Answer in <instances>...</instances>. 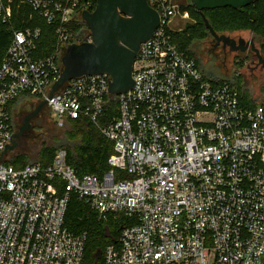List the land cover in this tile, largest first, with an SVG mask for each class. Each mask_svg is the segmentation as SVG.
<instances>
[{
	"label": "built area",
	"instance_id": "obj_1",
	"mask_svg": "<svg viewBox=\"0 0 264 264\" xmlns=\"http://www.w3.org/2000/svg\"><path fill=\"white\" fill-rule=\"evenodd\" d=\"M147 3L159 25L140 45L131 90L111 96L107 76H84L49 98L96 2L0 0L2 25L28 11L0 60V157L14 134L10 105L23 97L47 101L57 126L90 121L113 146L99 176L77 175L62 149L46 165L0 160V264H81L85 235L64 223L72 196L101 220L128 221L101 264L264 263V102L250 106L230 79L207 76L178 48L169 25L189 18L190 0ZM42 25L55 42L43 57ZM234 64L240 77L246 61Z\"/></svg>",
	"mask_w": 264,
	"mask_h": 264
},
{
	"label": "trees",
	"instance_id": "obj_2",
	"mask_svg": "<svg viewBox=\"0 0 264 264\" xmlns=\"http://www.w3.org/2000/svg\"><path fill=\"white\" fill-rule=\"evenodd\" d=\"M185 9L188 11L189 18L192 21L179 33H174L173 40L180 50L187 53H189L188 49L194 42L206 39L210 36L204 26L202 16L205 17L212 30L218 35L224 34L225 32L231 33L246 30L264 39V0H257L248 7L242 9L226 7L203 11L201 13L190 5ZM27 13L28 11L26 10L22 13L14 14L12 24L9 26L0 24V60L10 41L12 29L21 26L20 18ZM41 27L42 38L38 46V56L43 57L48 56L52 52L55 42L51 35V29L45 25ZM74 33H76V41H79L77 43L83 42L89 36V31L83 22L78 23ZM189 54L198 61L193 54ZM234 60L236 61L238 58L235 56ZM242 61H245L244 58ZM200 68L202 70L201 66ZM237 80L235 82L238 84ZM241 97L247 104H250V106L253 105L251 102H255L250 100L249 96V98H246V95H241ZM19 100H21V98L11 103L10 111ZM113 114L114 106L113 103L110 102L105 115L100 118V123L104 124L107 118L111 117ZM67 125L70 127L67 131V137L72 139L73 142L69 144H60L58 146H64L68 165H70L79 176H99L106 172L108 170L107 160L113 153L112 143L101 134L94 124L86 119L80 118L74 121H67ZM42 146L43 147L38 151L33 161H30L27 154L23 153L16 155L10 160V163L22 164V166L37 162L44 165L49 164L58 148L46 144ZM64 223L66 228L72 233L85 235V246L81 264H101L105 248L116 243L121 229L128 224V221L122 216H119L115 220H101L94 210L72 196L67 205ZM106 229L108 231V237L105 236ZM98 254L99 257L97 258Z\"/></svg>",
	"mask_w": 264,
	"mask_h": 264
},
{
	"label": "water",
	"instance_id": "obj_3",
	"mask_svg": "<svg viewBox=\"0 0 264 264\" xmlns=\"http://www.w3.org/2000/svg\"><path fill=\"white\" fill-rule=\"evenodd\" d=\"M257 0H190V6L198 12L232 8L242 9ZM92 12L84 11L81 20L86 25L90 41L69 45L62 58V71L52 86L49 98L70 80L84 76H101L109 78L108 93L118 96L133 87L132 69L141 43L147 41L159 25V15L151 8L147 0H95ZM204 26L215 42L228 48L229 52H245L246 42L228 35L216 34L204 16ZM257 53L256 50H254ZM47 101H41L37 109L25 116L23 126L11 137L1 154L0 160L16 147L15 140L28 130V121L46 107ZM108 237V231L105 230ZM99 254L97 255V258ZM264 264V263H262Z\"/></svg>",
	"mask_w": 264,
	"mask_h": 264
},
{
	"label": "rangeland",
	"instance_id": "obj_4",
	"mask_svg": "<svg viewBox=\"0 0 264 264\" xmlns=\"http://www.w3.org/2000/svg\"><path fill=\"white\" fill-rule=\"evenodd\" d=\"M176 1L181 2V0ZM191 21L190 18L186 20L174 18L173 22L169 25V29L174 33H179L187 24H190ZM224 34L234 39L243 38L244 40L250 36V32L246 30L231 33L225 32ZM211 40L212 38L209 36L206 39L194 42L188 49L189 53L193 54L198 59L204 74L220 79H231V82L235 83L236 86L238 85L237 87H239L241 95H246V98L250 97L249 99L255 102H264V86L246 80V66L238 71L241 75L240 78H237L235 73H237L236 71L239 69L237 66L234 68L233 65L235 56L233 54H222L219 49L210 51ZM238 60L240 59L238 58ZM236 80L238 84L235 82ZM33 105L34 107L31 112H27V109ZM37 105H39L38 100L23 97L11 108L14 133L18 132L19 127L23 126L24 117L37 109ZM27 123L29 125L28 130L16 139V147L3 158L8 165L13 167L22 166V164H12L10 160L16 155L23 153L27 154L30 161H33L38 151L43 147L42 145L46 144L58 148L57 150H64V146L58 145L73 142L72 139L67 137V131L70 128L67 122L62 126L54 124L49 116L47 107H43L38 114L33 116Z\"/></svg>",
	"mask_w": 264,
	"mask_h": 264
},
{
	"label": "flooded vegetation",
	"instance_id": "obj_5",
	"mask_svg": "<svg viewBox=\"0 0 264 264\" xmlns=\"http://www.w3.org/2000/svg\"><path fill=\"white\" fill-rule=\"evenodd\" d=\"M245 42L247 44L245 52H229L228 48L223 49L221 44L214 48L215 42L212 39L210 51L219 49L222 54H233L238 57L240 61L244 58L247 70L246 80L264 86V39L250 33V36L246 38ZM254 50H256L258 54H256ZM33 107L34 105L28 108L27 112H31Z\"/></svg>",
	"mask_w": 264,
	"mask_h": 264
}]
</instances>
